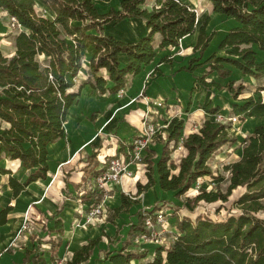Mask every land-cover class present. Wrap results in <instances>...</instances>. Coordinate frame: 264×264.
<instances>
[{
    "label": "trees",
    "instance_id": "obj_1",
    "mask_svg": "<svg viewBox=\"0 0 264 264\" xmlns=\"http://www.w3.org/2000/svg\"><path fill=\"white\" fill-rule=\"evenodd\" d=\"M96 1L110 0H0V8L21 26L14 36L15 53L6 57L0 50V162L18 161L28 171L23 182L0 166V174L9 176V187L16 196L32 182L46 179L49 145L64 136L69 110L83 88L90 86L100 94L116 93L126 87L131 76L151 64L159 51L178 47L188 36L197 33L194 51L199 55L179 70L194 74L198 86L226 89L238 100L245 86H235L229 79L234 69L264 83V58H258L259 52L264 54V0H207L214 14L226 16L234 25L221 39L218 51L203 61L214 32L208 33L206 24L197 30L196 10L184 0H120L119 9L112 7L105 13L98 10ZM45 10L53 16L46 15ZM126 19L141 21L147 32L135 40H122L106 31V26ZM87 54V78L81 79ZM173 60V56L164 55L160 63L171 64ZM199 68H203L201 75L195 74ZM210 75L228 80L222 84L215 77L208 80ZM147 88L145 85L140 96ZM204 111L214 115L220 107L209 101ZM231 111L235 117L244 115L263 122L243 142L241 157L225 165L229 172L226 188H201L187 200L194 206L201 201L228 202L233 190L241 187L244 192L235 201L241 213L222 220L203 215L195 219L176 217L173 239L157 247L154 258L144 262L148 249L129 246L138 237L151 236L147 218L156 223L161 208L140 209L121 247L106 253L109 264H264V218L258 215L264 214V84L255 95L233 104ZM230 127L221 120L205 119L184 135L185 119L172 117L162 128L166 135L156 136L162 145L156 162L155 150L146 148L147 182L138 180L135 194L121 192V204L113 208L109 221L140 203L137 197L155 185L181 197L199 178L213 176L210 159L224 146L238 141ZM179 148L186 153L176 161L173 154ZM90 160L100 164L95 154ZM100 201L101 197L96 200ZM8 212V208L0 210V226L7 222ZM56 226L61 235L62 220H57ZM100 239L83 244L63 264L87 262ZM61 243L59 237L56 245ZM31 253L27 251L25 263L44 262L37 255L30 258Z\"/></svg>",
    "mask_w": 264,
    "mask_h": 264
},
{
    "label": "rangeland",
    "instance_id": "obj_2",
    "mask_svg": "<svg viewBox=\"0 0 264 264\" xmlns=\"http://www.w3.org/2000/svg\"><path fill=\"white\" fill-rule=\"evenodd\" d=\"M184 1L196 10L197 30L206 24L207 32H214L210 46L200 60L203 61L218 51L221 39L234 22L226 16L214 14L207 0ZM95 4L101 13L112 7L120 8V0L96 1ZM45 14L53 16L47 10ZM16 30L19 29L14 30L15 34ZM106 31L126 40H135L147 32L145 24L131 19L110 24ZM196 38L197 33L183 39L178 47L159 51L154 62L144 67L139 76L130 77L126 87L116 93L100 94L90 86L83 88L69 110L64 136L49 147L50 168L44 181L32 182L16 196L9 187V176L0 174V210H9L7 222L0 226V264H23L27 250L32 251V256L44 257L46 264H63L85 241L96 237L101 238L99 245L89 260L82 264H109L106 253L121 247L128 236V225L136 220L135 213L157 206L164 210V222L150 229V237H138L129 246L135 250L148 249L145 262L154 258L157 247L168 245L173 239L176 217L195 219L203 215L222 220L231 214L241 213L235 206V201L244 192L241 187L233 190L228 202L201 201L194 206L187 197H194L201 188L209 191L217 190L218 185L226 188L229 172L225 165L241 157L243 142L254 127L263 122L244 115L235 117L231 109L233 104L241 103V99L255 95L264 83L234 69L229 79L234 80L235 86H245L238 100L226 89L206 90L198 86L194 74L179 71L182 66H188L190 58L199 55L194 51ZM164 55L173 56L174 62L171 65L160 63ZM89 57L87 54L80 72L81 79L87 78ZM258 58H264V54L259 52ZM202 71L203 68H199L195 74L201 75ZM213 77L217 78L210 75L207 79ZM217 79L222 84L228 80ZM145 85L148 90L140 96ZM209 101L220 107L218 113L209 115L204 111ZM174 116L185 119L184 135L205 119L221 120L231 126L230 133L237 136L238 141L232 146H224L210 159L214 175L199 178L186 194L176 197L174 192H164L155 185L138 196L140 204L132 205L128 213L109 221L113 208L120 204V193L135 194L136 182H147L146 148L155 150L153 160L156 162L162 148L156 136L160 133L166 135L162 128ZM92 154L100 162L98 166L90 160ZM114 154L118 162L112 169L106 161ZM183 154L184 150L179 148L173 158L179 161ZM0 166L10 169L20 181L24 182L28 176V171L18 161L3 160ZM100 197L101 201L97 203ZM258 215L264 218V214ZM59 216L64 222L61 246L56 245L60 235L55 230V219ZM51 256L52 261L49 259Z\"/></svg>",
    "mask_w": 264,
    "mask_h": 264
},
{
    "label": "crops",
    "instance_id": "obj_3",
    "mask_svg": "<svg viewBox=\"0 0 264 264\" xmlns=\"http://www.w3.org/2000/svg\"><path fill=\"white\" fill-rule=\"evenodd\" d=\"M10 18H11V16L9 15V13L6 11V10H4V9H2V8H0V50H1V52H2V54H3V56H6V57H10V56H12L14 53H15V50H16V48H15V46H14V30L15 29H17L16 27H14V30L12 29L11 30V20H10ZM136 21H138V20H136ZM144 24V23H143ZM119 39H122V38H119ZM138 39V38H137ZM122 40H126V39H122ZM164 51V50H163ZM154 62V61H153ZM173 62H174V60H173ZM172 62V63H173ZM171 63V64H172ZM167 64H170V63H167ZM170 64V65H171ZM150 65V64H149ZM148 66V65H147ZM146 67V66H145ZM144 69V68H143ZM180 69V68H179ZM176 70V69H175ZM180 71V70H179ZM182 71H185V70H182ZM142 72V71H141ZM141 72L139 73V74H137V75H135V76H131V78L132 77H137V76H139L140 74H141ZM190 73V72H189ZM147 90H148V88H147ZM146 90V91H147ZM200 126V125H199ZM198 127H196V129H197ZM195 130V129H194ZM193 131V130H192ZM192 131H189V132H192ZM189 132H187L185 135H187ZM59 140L60 139H58L56 142H54V143H57V142H59ZM183 150H184V154L186 153V150L184 149V148H182ZM183 154V155H184ZM43 181H44V179H42ZM136 180H138L137 178H136ZM135 180V181H136ZM74 185V184H73ZM76 186H78V184H76ZM10 192H11V190H9ZM165 192V191H164ZM166 192H171V191H166ZM120 195H121V193H120ZM137 199L139 200V198L137 197ZM140 201V200H139ZM119 202H120V204H121V198L119 197ZM120 204H119V206H120ZM137 204H140V203H137ZM134 205V204H133ZM118 207V206H117ZM131 208V207H130ZM139 211V210H138ZM137 211V212H138ZM129 212V211H128ZM128 212H123V213H128ZM136 212V213H137ZM136 213H135V218H136V220H134V221H132V222H130V224L131 223H136L137 222V216H136ZM122 214V213H121ZM116 218H118V217H116ZM62 220V218H61V216H59L58 218H56L55 219V225H56V221L57 220ZM176 220V219H175ZM62 222H63V220H62ZM175 222V221H174ZM130 224L128 225L129 227H130ZM129 227H128V229H129ZM174 229H176L175 228V226H174ZM55 230H57V226H56V229ZM63 232H64V222H63ZM128 233V232H127ZM63 234V233H62ZM62 234L59 236L61 239H62V243H63V238H62ZM128 235V234H127ZM128 237V236H127ZM97 238V237H96ZM94 239V238H93ZM85 241V240H84ZM88 242V240L87 241H85L83 244H85V243H87ZM62 243H61V245H62ZM82 244V245H83ZM61 245H59V246H61ZM81 245V246H82ZM58 246V245H57ZM80 246V247H81ZM79 247V248H80ZM78 248V249H79ZM77 249V250H78ZM27 251H31V250H27ZM27 251H26V253H27ZM76 251V250H75ZM32 252V251H31ZM74 253V252H73ZM94 253V252H93ZM26 255V254H25ZM25 255H24V257H25ZM32 253H31V255H30V258H32V257H34V256H32ZM24 257H23V264H32V262H27V263H25L24 262ZM40 257V256H39ZM42 257V256H41ZM43 259H44V262H39L38 264H46V259L44 258V257H42ZM49 259L52 261V259H53V256H51V257H49Z\"/></svg>",
    "mask_w": 264,
    "mask_h": 264
},
{
    "label": "built area",
    "instance_id": "obj_4",
    "mask_svg": "<svg viewBox=\"0 0 264 264\" xmlns=\"http://www.w3.org/2000/svg\"><path fill=\"white\" fill-rule=\"evenodd\" d=\"M10 20H11V30L12 29L14 30V27L18 29L21 28L20 24L18 23L15 17H11ZM109 157L111 158L108 160L109 161L108 167L114 169L116 162H118V157L116 156V154L109 156ZM163 222H164V210L162 209L158 210L156 213V223H154L151 218H147V221H146L149 229L153 228L156 224H160Z\"/></svg>",
    "mask_w": 264,
    "mask_h": 264
},
{
    "label": "bare ground",
    "instance_id": "obj_5",
    "mask_svg": "<svg viewBox=\"0 0 264 264\" xmlns=\"http://www.w3.org/2000/svg\"><path fill=\"white\" fill-rule=\"evenodd\" d=\"M54 144H55V143L50 144L49 147L52 146V145H54Z\"/></svg>",
    "mask_w": 264,
    "mask_h": 264
}]
</instances>
